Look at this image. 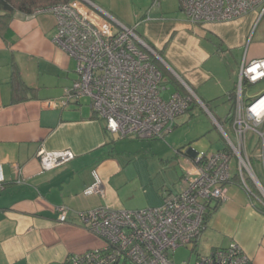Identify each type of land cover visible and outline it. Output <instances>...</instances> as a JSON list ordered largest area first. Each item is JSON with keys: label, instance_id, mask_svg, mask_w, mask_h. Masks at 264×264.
Returning <instances> with one entry per match:
<instances>
[{"label": "crops", "instance_id": "0c3cea01", "mask_svg": "<svg viewBox=\"0 0 264 264\" xmlns=\"http://www.w3.org/2000/svg\"><path fill=\"white\" fill-rule=\"evenodd\" d=\"M157 16L158 11L154 17ZM148 17L142 18L139 36L164 53L165 58H160L186 88L200 90L212 78L204 66L210 55L200 45V39L179 37L181 25ZM203 25L217 38L219 50L233 52L237 63L240 51L243 53L238 78L219 91L230 100L228 92L236 89L238 97L242 65L264 58V14L260 16L258 11L233 21ZM10 26L15 41L8 43L0 36V164L6 178L0 189V264H65L69 256L104 244L78 214L100 206L137 210L161 205L164 191L170 189H166L168 184H173L174 190H170L174 192L184 187V177L195 164L196 151H183L182 141L178 148L151 149L161 160V167L173 164L172 181L154 184L157 176L146 168L147 180L136 189L134 184L142 175L131 169L135 159L125 155L126 148L119 152L112 145L115 140L111 141L105 120L94 112L90 102L86 103L88 109L83 107L84 98L66 107H48L46 103L59 100L78 77L74 59L54 42V15L16 13ZM14 64L25 83L34 89L15 101L11 83ZM172 140L173 147L178 146V141ZM41 147L50 151L69 149L75 158L44 170L37 157ZM94 171L103 181L104 194L85 193L95 182ZM252 187L260 193L253 184ZM258 202L237 181L230 183L227 199L213 205L202 234L210 229L217 244L225 246L236 241L255 264H264V212L257 207ZM59 207L67 210L64 222L59 220Z\"/></svg>", "mask_w": 264, "mask_h": 264}, {"label": "built area", "instance_id": "2783aa9c", "mask_svg": "<svg viewBox=\"0 0 264 264\" xmlns=\"http://www.w3.org/2000/svg\"><path fill=\"white\" fill-rule=\"evenodd\" d=\"M162 0H154L152 9ZM181 9L192 23H223L249 13L264 14V0H180ZM260 9V10H259ZM50 12L56 20L54 42L77 62L78 77L59 100L46 101L48 107H66L89 98L94 112L105 120L109 133L124 137L162 138L177 125L191 102L200 98L169 93L162 72L152 60L158 52L149 46L135 28L117 21L89 0H70L36 10ZM148 15H150L148 13ZM115 22H118L119 25ZM264 80V58L242 65L236 116L233 128L236 141L229 149L194 155V166L184 177L179 191H164L159 206L137 210L100 206L81 212L87 229L101 237L102 247L74 254L65 264H189L178 263L173 254L179 247L194 243L205 228V218L214 204L227 199L228 185L238 176L240 186L264 206V183L248 156V137L257 139L258 157L264 177V92L245 98L244 81ZM201 101V100H200ZM37 157L44 170L54 169L75 158L72 150L50 151L39 148ZM233 159L236 164L232 165ZM233 170L235 175L233 176ZM95 182L86 194H104L103 181L94 171ZM0 164V189L5 185ZM252 184L261 193H256ZM59 220H67V210L58 208ZM195 264H255L236 241L225 247L198 254Z\"/></svg>", "mask_w": 264, "mask_h": 264}, {"label": "rangeland", "instance_id": "374dc122", "mask_svg": "<svg viewBox=\"0 0 264 264\" xmlns=\"http://www.w3.org/2000/svg\"><path fill=\"white\" fill-rule=\"evenodd\" d=\"M89 1L94 5L98 2L99 4L97 3L96 5L107 11L109 15L117 19L119 22L129 24L133 28L137 25L135 27L136 32L141 35L143 25L140 23L145 19L143 17H148L145 16L146 14L148 15V13L153 15L151 18L148 17V20L157 18L155 20H163L162 22L178 26L181 25L177 31V35L179 37L185 35L193 36L197 39L199 38L200 45L206 49L210 55L206 62H204V66L206 70L210 71L212 78L203 83L200 90H194L201 101L195 99V102L192 103L190 109L185 114L181 115V117L179 116L177 118L176 121L177 123L179 122V125L165 137L155 139L135 137L120 138L119 136L110 133V137L112 138L111 141L113 139L115 140L112 141V145L115 146V148H118L119 152H124V148H126L127 152H125V155L129 156L131 159H135L131 169L142 175V179L137 180L134 184L136 189H138L141 182L147 178V174L145 177L146 168L151 170V172L153 171L155 174L154 176H157L154 178V184L160 186L161 181L163 180H165L166 183L172 181L173 172L171 171L173 164L165 169L163 168V165L161 167V160L154 156L151 149L161 148L163 150H169V148H178L183 144V151H185V148L186 150L187 148H191L197 152L206 153L222 149L225 146L230 147L227 135L232 141L237 140L234 128L230 121H224L223 125H221L217 118L225 119L230 111L232 102L227 96L220 94L219 91L221 86L229 85L238 78V70L242 63L243 53L241 51L237 63L233 52L228 51V49L219 50V43L214 34H212L213 32L203 24L190 22L185 12L181 9L180 0H162L159 8L154 9H152L154 0H97L96 3L92 0ZM157 11L160 16L154 17ZM115 23L119 25L118 22ZM147 41L150 43L149 39H147ZM162 55L165 58L164 53H162ZM152 56L157 57V59L165 65L162 58L160 59L154 54ZM73 61L75 66V63L77 64V62L75 60ZM169 70L173 72L171 69ZM167 87L169 90L164 93L165 98L169 97L170 92L175 91L173 83L167 82ZM263 91L264 80L255 84L244 85L246 98L254 97L255 94ZM82 101L85 104L83 106L85 109L90 108L89 105H86V103L90 102L89 98H84ZM221 126H223L222 128L226 131L227 135L224 133ZM172 139L178 141V146L173 147ZM257 145V139L249 136L247 153L248 156H250L257 174L264 183L262 163L258 157ZM171 163L175 162L171 161ZM235 164L236 160L233 159L232 165ZM234 175L235 170H233V176ZM169 188L174 190L172 183L166 186V189ZM139 191L141 192V190ZM258 195L262 197L260 193H258ZM213 233L214 232L210 231V229H207L202 235H200L197 242L177 248L173 254V259L178 263L187 261L189 264H195L199 253L209 254L212 248L225 247V245H221V243L217 244L216 238H213ZM126 264L132 263L127 262Z\"/></svg>", "mask_w": 264, "mask_h": 264}, {"label": "trees", "instance_id": "16d2710c", "mask_svg": "<svg viewBox=\"0 0 264 264\" xmlns=\"http://www.w3.org/2000/svg\"><path fill=\"white\" fill-rule=\"evenodd\" d=\"M69 1L70 0H0V36H2L4 40H6L8 43H12L15 41L16 35L12 31L10 23L16 13L31 15L34 14L38 9L52 7L61 3H67ZM152 48L156 50L154 46H152ZM158 54L159 57L163 58L162 51L158 52ZM152 60L155 63V65L158 67V69L162 72L164 80H167V82H171L174 84L175 91H179L183 94H189L188 89L182 84V82L165 65H163L161 61L157 59V57L152 56ZM11 83L13 87L14 101L18 100L19 96L21 99H23L26 97L27 94L34 92V89L29 87L23 80L19 68L16 64L13 65ZM243 84L245 85L250 83H248L245 80ZM228 93H229L228 95L230 96V100L233 101L231 103L230 111L228 115H226L225 119L223 118L222 119L217 118V119L221 125H223L224 121L228 120L233 126L236 116V105H237L238 97H237L236 89H233ZM194 102L195 99L193 102H191L190 107ZM222 149H229V147L225 146ZM234 180L237 181V183L240 182L238 176H235ZM257 207L260 209V211L264 212V206L262 205V203L258 202ZM210 212L211 211H209L208 214L206 215L205 223H204L205 226L209 219ZM198 239L199 237L195 240V242H197Z\"/></svg>", "mask_w": 264, "mask_h": 264}, {"label": "water", "instance_id": "95a60500", "mask_svg": "<svg viewBox=\"0 0 264 264\" xmlns=\"http://www.w3.org/2000/svg\"><path fill=\"white\" fill-rule=\"evenodd\" d=\"M100 9V8H99ZM101 10V9H100ZM102 11V10H101ZM118 21V20H117ZM160 58V57H159ZM161 59V58H160ZM164 61V60H163ZM172 70V69H171ZM185 85H187V84H185Z\"/></svg>", "mask_w": 264, "mask_h": 264}]
</instances>
